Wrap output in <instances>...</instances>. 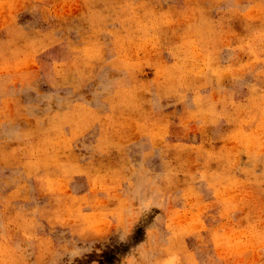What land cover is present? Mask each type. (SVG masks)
Segmentation results:
<instances>
[{"label": "clouds", "instance_id": "1", "mask_svg": "<svg viewBox=\"0 0 264 264\" xmlns=\"http://www.w3.org/2000/svg\"><path fill=\"white\" fill-rule=\"evenodd\" d=\"M209 2L220 19L208 18L206 10L199 6L200 0H185L183 11L174 8L159 11L150 6L152 0H0V13H14L28 3L49 5L40 10L46 18L60 22H66L79 5L86 9L80 19L87 22L88 30L79 46L69 43L66 57L44 69L48 84L57 95L44 98L46 108L42 114L35 107L19 102L17 86L35 91L34 84L42 70L37 55L60 41L52 33L32 39L16 26L14 19L0 25V30L8 35L7 40L0 41V171L20 166L18 154H25L28 160L22 167L30 176L38 166L56 161L57 153L71 152L94 129L98 131L96 153L106 156L113 149L121 153L119 166L103 173L91 161L82 169L72 166L77 174L93 173L89 181L93 197L90 206L94 212L82 216L79 208L74 207L76 199L67 197L71 203L53 214L60 225L74 231L124 227L146 208V198L150 201L158 197L157 206L165 198L170 199L174 171L168 165L156 175L143 161L134 163L123 155L136 136L147 137L155 148L157 141L162 142L167 134V124L161 123L165 118L151 110L152 101L143 99L144 95H152L157 101L175 97L177 103L183 104L187 93L192 92L196 110L187 113V120L182 121L185 127L198 122L203 130L221 119L237 123V130L226 139L248 158V167L239 169L245 179L239 180L233 174L238 167L239 150L208 153L210 159L225 162L221 171L201 174V180L213 194V203H200L198 192L191 188L185 191V206H189L190 199L195 200L196 204L191 206L197 207L199 214L191 223H185L186 213L169 206L166 228L170 236L166 242L156 243L157 233L149 231L150 240L146 251L142 250L141 264H264V68L255 72L259 87L255 83L246 85L250 93L246 104H232L229 98L219 112L215 104L202 107V101L210 97H201L200 90L210 86L213 77L233 72L231 67L221 69L216 57L222 49L230 47L233 34L228 29V20L238 14L235 7L220 10L229 0ZM96 4L102 7L97 10ZM242 15L260 20L261 27L242 43L253 59L235 70L239 74L233 78L237 80H242L245 72H251L257 64L264 65V59L260 58L264 56V0ZM106 24L111 30H107ZM182 26L180 42L164 49L174 63L165 65L159 61L161 37L168 30L179 31ZM101 35L111 37V47L101 42ZM149 64L155 69V78L147 83L138 81L137 73ZM197 80L204 83L197 84ZM145 104L149 105L148 111ZM30 119L35 121V128L20 127L19 121ZM244 127L250 131H243ZM12 143L20 146L6 151ZM151 155L146 153L143 160ZM57 164L67 167L58 161ZM18 179L14 176L0 183L15 184ZM23 187L18 186L7 198L0 196V264H29L32 257L33 264H46L47 257L56 255L50 240L40 239L29 231L33 221L25 219L22 209L12 217L6 215L12 202L20 198ZM97 193H103L104 199H96ZM109 204L113 206L108 207ZM213 207L218 209L215 224L206 226L201 217ZM245 210L244 218L249 223L241 227L233 217ZM16 232L22 241L13 238ZM201 233H206V238ZM192 234L205 252L202 261L182 241L177 242V237Z\"/></svg>", "mask_w": 264, "mask_h": 264}, {"label": "rangeland", "instance_id": "2", "mask_svg": "<svg viewBox=\"0 0 264 264\" xmlns=\"http://www.w3.org/2000/svg\"><path fill=\"white\" fill-rule=\"evenodd\" d=\"M257 3L259 0H229L227 5L221 6V11L226 7H235L238 12L228 20V29L233 34L230 47L222 49L216 57V63L221 69L231 67L233 72L223 73L218 78L213 77L210 86L200 90L201 97H210V100L202 101V107L215 104V110L219 112L224 105L228 104L229 98H231L232 104H246L250 96L246 85L255 83L258 87L260 86L254 76L255 72L264 68V65L261 64H257L251 72H245L242 80L233 78L239 74L235 72L236 69H242L253 59L249 51L242 48V43L250 39L254 31L260 29L261 21L246 19L242 13L253 8ZM45 6L49 5L28 3L22 10L14 13H0V25L8 19H14L16 26L32 39H39L52 33L53 37L60 41V44L47 49L36 57L42 70L39 73L38 81L34 84L35 91L21 90L17 86L19 102L24 106L35 107L41 114L46 108L44 98L57 95L50 88L44 69L53 62L66 57L69 43L79 46L81 37L88 30L87 22L80 19L81 12L86 11L83 5L73 9L72 16L68 17L66 22H60L51 17L46 18V15L40 10ZM150 6L159 11L169 8L183 11L186 7L185 0H160L158 4L156 0H152ZM199 6L206 10V15L211 20L220 19L219 13L215 8H212L209 0H200ZM95 7L99 10L102 5L96 4ZM106 27L107 30H111V26L106 24ZM182 31L183 26L179 31L168 30L161 37L163 45L159 57L161 63L165 65L174 63L173 58L164 49L179 43ZM7 38V32L0 30V41L7 40ZM99 39L111 47V37L101 35ZM260 58L264 59V56ZM154 78L155 69L150 64L143 66L137 73V80L144 83L150 82ZM196 83L200 84L204 81L197 80ZM143 99L152 101L151 110L165 118L161 123L167 124V134L162 142L157 141L155 148L152 147L147 137L136 136L133 138V142L124 149L123 155L134 163L143 161L144 166L156 175L163 173L165 165H168L174 171V186L169 192L170 199L165 198L159 206L156 205L158 197H152L150 201L146 198V208L128 225L124 227L112 226L107 229L101 226L96 231L90 228L74 231L53 219V214L58 208L71 203L66 199L67 197L76 199L77 203L74 207L79 208L82 216H88L94 212V208L90 206L93 197L89 181V176L93 173H89V175L77 174L73 165L82 169L91 161L93 167L99 169L101 173L119 166L121 153L113 149L106 156H100L94 151L98 136V131L95 129L78 141L71 152L57 153L56 161H49L46 165L38 166V169L30 176L26 174L27 170L22 167L28 160L25 154H18L20 166L4 168L0 171V180H9L14 176L19 177L15 184L0 183V196L7 198L18 186L24 185L20 198L12 202L6 215L12 217L16 211L22 209L25 219L33 221L29 231L40 239L52 242L56 255L47 257L46 264H141L142 250L146 251L150 240L149 231L157 233L156 243L166 242L170 236L166 228L169 206L174 211L186 213L185 223H191L199 214L198 208L191 206L196 204L195 200L190 199L189 206H185L183 198L185 191L191 188L199 193L200 203H213V194L207 188L206 182L201 180V174L219 172L225 162L210 159L208 153H222L228 149H233L234 152L239 150L238 167L233 171V174L239 180L245 179L239 169L248 167V158L242 149H237L231 140L226 139L237 130V123H229L221 119L216 125L209 124L203 130L200 129L198 122H191L185 127L182 121L187 120V113L196 110L195 105L192 104L194 99L192 92L187 93L183 104L177 103L175 97L157 101L152 95H144ZM221 100L224 101V104L218 103ZM144 107L145 111L149 110L148 104H145ZM228 111H231L230 107ZM18 123L25 130L35 128V121L31 119ZM243 131L248 132L250 128L244 127ZM65 132L68 134L69 130L65 129ZM18 146L20 145L12 143L5 150L8 151ZM148 152L152 153L151 157L143 160ZM57 161L67 167H59ZM258 174L259 168L257 169ZM96 199L103 200V193H97ZM58 201L60 202L58 203ZM112 206L108 205V207ZM217 211L218 209L213 207L201 217L206 226L215 224ZM246 211L239 212L233 217L234 220L239 221L241 227L249 223L244 218ZM201 236L206 238V233H201ZM13 238L17 241L23 239L19 232H16ZM176 239L177 242L182 241L189 251L194 252L198 260L202 261L206 258L200 241L194 234L179 236ZM33 262L34 257L30 259L29 264H33Z\"/></svg>", "mask_w": 264, "mask_h": 264}]
</instances>
